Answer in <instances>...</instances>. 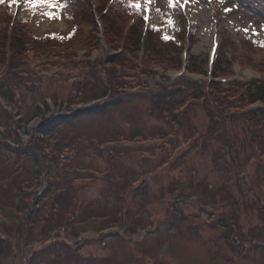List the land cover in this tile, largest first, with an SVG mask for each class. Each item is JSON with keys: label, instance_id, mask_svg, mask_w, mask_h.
<instances>
[{"label": "rangeland", "instance_id": "1", "mask_svg": "<svg viewBox=\"0 0 264 264\" xmlns=\"http://www.w3.org/2000/svg\"><path fill=\"white\" fill-rule=\"evenodd\" d=\"M182 1L132 0L137 10L130 0H55L65 7L51 19L46 6L0 3L7 39L12 30L27 41L67 39L22 46L9 77L14 103L0 98V264H264V123L252 132L231 110L225 124L223 138L238 144L244 165V197L235 184L224 188L212 163L220 145L193 141L210 125L198 91L229 102L227 88L207 86L214 33L217 82L264 81V47L253 42L264 41V0H187L181 14ZM145 18L152 41H171L167 64L144 59L126 37L137 25L144 38ZM110 22L120 35L108 42V25L117 31ZM186 51V72L176 79ZM104 80L114 89L102 99ZM94 103L105 111L68 121ZM37 105L41 118L22 126L21 113ZM50 123L54 130L40 137Z\"/></svg>", "mask_w": 264, "mask_h": 264}, {"label": "trees", "instance_id": "2", "mask_svg": "<svg viewBox=\"0 0 264 264\" xmlns=\"http://www.w3.org/2000/svg\"><path fill=\"white\" fill-rule=\"evenodd\" d=\"M117 12L122 14L121 9H116ZM115 16V15H114ZM114 18V17H113ZM141 17L140 15L137 16L136 22L137 25L140 22ZM112 27L116 29L113 22H110ZM132 26L130 29V32L126 37H130V44L137 49V51L141 48L142 43L141 39L138 36L136 26ZM116 32H113L111 26L108 25L106 30V37L108 42L112 40V37L114 35H120V31L116 29ZM7 39V32L3 31L0 33V98H3L4 100H8L11 104L14 103L13 99V86L9 82V77L14 74V65L15 63H18L22 53H23V47L31 45L34 47H38L40 44H45L46 40H53L49 37H45L44 40H35L32 36L28 34V41L24 40L26 39V36L24 34H18L15 36V32ZM132 33V34H131ZM150 30L148 31L146 37L144 38V59L147 58V55H150L152 59L157 58L158 61H162L163 63L167 64L166 60L169 55V46L171 44L170 39H163L160 38L157 41H152L150 38ZM62 38V37H61ZM59 38L57 40H53L54 43H56L58 46L64 45V39L66 38ZM18 39L22 40L21 44H18ZM9 40V54L6 53V46ZM67 40V39H66ZM23 46V47H22ZM131 47V46H128ZM261 50H264V48H260ZM116 63H113V65ZM180 82V81H179ZM86 83V82H85ZM20 85V84H19ZM86 85V84H85ZM103 85L105 89H103L100 96L101 98L107 97L112 95V91L114 89V86H112V81L109 83L108 80H104ZM187 87L192 86L189 82H187ZM186 88V87H184ZM183 88V89H184ZM209 90L212 89H219L223 88L216 82H212L208 86ZM81 90V86L78 85L76 87V93H79ZM228 94V101L224 99H215V98H208L207 95L200 94L201 91L199 90L196 96L194 97L195 100L202 99L203 102V109L204 113L206 114V117L209 121L208 130L205 133H200L197 135V138H194V143L198 140L202 141L205 145L209 143H216L220 145V149L216 152L214 155V158L212 160V163L214 167L216 168L217 172H219L220 179L223 180V184L225 185V189L230 187V184H235L236 187L241 191L242 184L245 182L244 176V169H240V167H244L243 162L240 161L239 158V152L235 151L234 148L238 146V144L227 137L223 138V133L226 132V121L228 119H231L235 117L234 114L236 112L240 114L237 116L240 119H244L249 125V130H253L252 132H255V130L258 128L260 129L262 123H264V110L258 109L255 112H243L240 106L244 105V107L250 105V104H256L261 103L264 104V81H255V82H248L246 84H239L234 83L225 89ZM240 91V92H239ZM194 92H196V89H194ZM239 93L238 97H235L236 93ZM165 95V94H164ZM163 95V96H164ZM163 96L160 97V101H164ZM111 103L107 106H110ZM44 107V105H37L31 110L30 112L21 113V123L23 124L29 123L33 121L34 119L40 117V109ZM105 107H98L91 110L93 113H103V110ZM191 109V108H190ZM194 110V109H191ZM231 110L236 112H231ZM105 111V110H104ZM31 113V117L28 118L27 114ZM87 113H77L74 115L70 120L72 121L76 119L79 116L85 115ZM57 124H48L46 126H42L39 128L38 133H40V137H44L48 135V132H52L54 130V127ZM21 126V127H22ZM257 129V130H258ZM251 142H255V139L249 138ZM119 152V151H117ZM166 160H162L160 163L164 162ZM173 162V161H172ZM172 162H164L163 164H167V167L170 166ZM175 162V161H174ZM244 176V177H243ZM200 185L201 182H200ZM199 186V185H198ZM183 188H191L193 192H197L198 190H195V186L188 184L185 182ZM197 188V187H196ZM115 191V189H114ZM187 191V190H186ZM190 192L188 191V194ZM201 193H204V189ZM205 195V194H204ZM222 195L228 196L225 193H222ZM242 196L244 197V190H242ZM235 199L231 200L234 202ZM211 202V201H209ZM262 210V209H261ZM262 218L264 221V212H262Z\"/></svg>", "mask_w": 264, "mask_h": 264}, {"label": "snow or ice", "instance_id": "3", "mask_svg": "<svg viewBox=\"0 0 264 264\" xmlns=\"http://www.w3.org/2000/svg\"><path fill=\"white\" fill-rule=\"evenodd\" d=\"M4 0H0V3H3ZM16 2V0H9V6L12 5V3ZM145 4L150 3V0H144ZM187 2V0H185V3ZM26 6L35 8L37 6H46L49 11L45 12L44 15L48 16L50 19L54 17V12L52 11V9L55 8H60L62 9L63 7H65V5L63 4H59L57 5L55 3V0H25ZM177 5V0H169V6L170 7H174ZM130 6L136 8L137 10H139L141 8V4L139 2H132V0H130ZM181 7H183L184 5L181 4ZM167 23L169 25L172 24V21L169 19L167 21ZM247 31V29L245 30ZM253 34L255 35V31H253ZM169 37L165 36L164 39H168ZM254 43H258L261 47H264V41H253Z\"/></svg>", "mask_w": 264, "mask_h": 264}, {"label": "bare ground", "instance_id": "4", "mask_svg": "<svg viewBox=\"0 0 264 264\" xmlns=\"http://www.w3.org/2000/svg\"><path fill=\"white\" fill-rule=\"evenodd\" d=\"M187 12V11H186Z\"/></svg>", "mask_w": 264, "mask_h": 264}, {"label": "water", "instance_id": "5", "mask_svg": "<svg viewBox=\"0 0 264 264\" xmlns=\"http://www.w3.org/2000/svg\"><path fill=\"white\" fill-rule=\"evenodd\" d=\"M143 185V184H142Z\"/></svg>", "mask_w": 264, "mask_h": 264}]
</instances>
